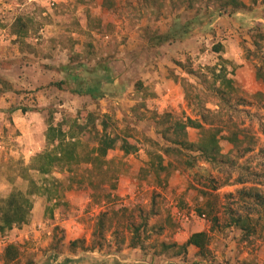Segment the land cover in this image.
I'll list each match as a JSON object with an SVG mask.
<instances>
[{"label": "rangeland", "instance_id": "rangeland-1", "mask_svg": "<svg viewBox=\"0 0 264 264\" xmlns=\"http://www.w3.org/2000/svg\"><path fill=\"white\" fill-rule=\"evenodd\" d=\"M0 1V25L9 19L13 33L18 35L16 19L27 22V34L18 35L17 40L26 52L27 64L59 72L51 83L68 76L61 70L66 59L88 68L107 65L114 76L113 82L103 85L106 95L98 100L72 93V82L63 83L61 88L49 83L16 90L23 103L17 100L13 106L43 113L47 126L44 133L49 123H63L64 129L74 120L85 125L91 113L99 128L106 124L109 131L129 135L139 146L137 152L127 155L119 146L109 151L111 171L106 176L112 173L114 180L99 187L95 186L100 179L96 175L93 186L86 181L84 185L74 183L71 188L67 172L55 169L46 175L62 181L57 196L48 200L41 193L34 194L28 221L0 231V264H264V209L244 192L249 188L264 191V179L254 174L264 168V97L254 96L257 92L264 95V81L257 78L256 58L250 53L254 49L253 28L264 26V0H244L249 9L221 15L227 19L223 24L231 33L218 31L216 17L210 25L196 27L182 41L156 47L148 43L149 32L166 30L175 15L183 20L187 11L171 9L167 1L161 0ZM230 39L235 42V60L224 55L221 41ZM179 61L197 70L224 65L232 71L237 96L249 103L236 110L225 105L223 121L246 129L245 145L250 144L251 150L238 156L232 151L233 145L222 139V153L231 159L228 164L203 160L192 168L174 164L169 174L161 172L157 176L147 165L148 151L156 148L153 141L165 144L156 131L155 113L169 112L180 119L198 117L185 99L182 79L198 88L202 85L177 64ZM154 72H159L158 79L148 83ZM0 81L4 85L1 73ZM54 87L56 95L49 92L37 96V90ZM207 106L216 108L215 102ZM90 127L91 124L83 139L91 136L88 142L93 145ZM188 134L190 140L197 141L199 130L190 127ZM46 147L45 141L42 151ZM8 148H0L5 164L0 186L10 185L6 196L14 188L26 191L27 175L42 182L40 173L26 169L37 153L27 160L22 154H10ZM85 167L78 177L86 172L82 171ZM112 183L116 187L112 188ZM104 211H108L111 224L105 246L71 249L70 242L78 238L91 244L94 225ZM239 214H249L258 223L254 233L248 235L233 224ZM145 221L147 224L142 226ZM139 225L136 233L140 234L142 248L129 245ZM201 230L210 235L206 257L193 245L179 255H175L177 248L162 245H181L193 232ZM121 239L124 243L119 244ZM9 244L17 247L18 256L6 262L4 253Z\"/></svg>", "mask_w": 264, "mask_h": 264}, {"label": "trees", "instance_id": "trees-1", "mask_svg": "<svg viewBox=\"0 0 264 264\" xmlns=\"http://www.w3.org/2000/svg\"><path fill=\"white\" fill-rule=\"evenodd\" d=\"M166 2L171 9L182 8L188 12L185 19H180L179 15H175L169 27L166 30L155 29L148 34V43L151 46H160L174 41H182L190 36L196 27L210 25L214 19L223 14H233L240 10H247L249 6L244 0H161ZM160 2V3H161ZM159 3V4H160ZM18 28L15 30L20 37L28 32L29 25L22 22V18L15 21ZM253 46L250 51L251 55L256 58V76L264 81V26L258 24L253 28ZM217 51L221 50L217 47ZM188 74H192L199 79L202 88H198L191 83H187L182 79L184 84L185 99L189 105L197 113V118L186 117L185 119L173 118L171 113H155L156 131L161 135L165 144L153 141L156 147L149 150L148 167L154 170L157 176L161 172L170 173V169L174 164L183 165L192 168L198 164L200 160L214 164H228L229 154L222 153L220 141L227 139L234 147L232 151H236L238 156H243L251 150V145H245L247 138L246 129L239 125H225L223 121L224 108L228 105L236 110L239 105H247L249 102L243 97L237 96V87L234 79L230 77L227 67L220 65V68L213 66L207 69L197 70L192 64L177 63ZM102 69V73L99 71ZM62 71H66L68 76L63 81L50 83L61 88L65 82H72V92L79 95H90L92 99H99L105 96L102 90V84L114 81L111 69L107 65H97L88 68L84 63L74 64L70 62L61 66ZM86 72L87 75L83 76ZM1 93V90H0ZM263 96V93L257 92L254 96ZM208 102H215L216 108L207 106ZM23 108V111H26ZM90 121L85 125L74 120L67 129L63 128V123H49L45 132L47 147L38 152L27 165V171H36L43 176L42 182L37 181L33 177L27 175L29 180V188L26 191L14 188L8 196L0 198V231L4 232L12 229L14 226L21 225L28 221L31 210L34 205L33 195L41 193L52 200L57 196L62 181L58 178H47L46 175L51 174L55 169L67 172L69 178V188L74 183L93 186L94 176L100 179L97 187L104 184L105 181L112 182L114 177L106 176L111 168V160L108 158L110 150L119 146L125 155L137 152L139 146L136 141L130 139L129 135H121L115 131H109L106 124L101 128L94 122V117L90 113ZM91 124L89 132H93V145L87 139H83L88 125ZM196 128L199 130L197 141L189 138L188 129ZM88 132V131H87ZM231 163V162H230ZM81 177L78 172L83 166ZM255 176L264 179V168L260 172H255ZM244 182L243 179H238ZM112 188L116 187L114 183ZM257 206L264 209V191L256 188L244 190ZM108 211L101 212L96 220L92 232L91 244H87L83 238H78L70 242V248L76 250L77 247L87 250L102 249L107 243V231L111 224L107 220ZM233 224L246 233L252 234L256 231V224L251 220L250 215L238 216L233 218ZM147 223L145 221V226ZM140 229V225L134 228V233L130 238L129 245L132 247H144L143 242L139 240L140 234L136 233ZM210 235L207 231L201 230L190 235L188 240L178 245L177 243H165L164 248H177L175 255L186 252L187 246L194 245L199 249V254L206 257L209 249ZM119 244L124 243L121 239ZM18 251L13 244L7 245L5 248L4 258L6 262L16 259Z\"/></svg>", "mask_w": 264, "mask_h": 264}, {"label": "crops", "instance_id": "crops-1", "mask_svg": "<svg viewBox=\"0 0 264 264\" xmlns=\"http://www.w3.org/2000/svg\"><path fill=\"white\" fill-rule=\"evenodd\" d=\"M246 16H250V13ZM8 20L9 19L2 20V22L5 23L0 25V73L4 77L5 85L4 86L0 81V145L4 143L9 147L10 154L12 153L16 156L22 154L25 159L29 160L32 155L42 151L46 141L44 131L47 126L43 113L31 111L29 109L23 111L22 107L13 106V103L17 102V100H22L23 98L22 96H20L19 99L17 98L18 94L16 90L26 88L29 85L32 88L46 86L59 77V75H55L59 74V72L47 68L39 69L36 68L34 64H32V66L27 64V61L25 60L27 59V57H25L26 52L23 50L21 41L17 40L18 35H15L12 31V21ZM226 20L225 17L218 16L216 18V23L218 31L222 30L228 34L231 33L232 30L228 29V27L223 24ZM232 36L235 35L232 34ZM221 42L224 44L225 48L224 55L230 60H235V42H232L231 39L229 41L222 40ZM69 62L68 59L62 61L63 65H66ZM97 65L99 64H96L95 66ZM100 72H103L102 69L99 73ZM157 74H159V72H154L152 74V79L149 80L148 83L158 79L159 76ZM112 77L114 79L113 75ZM6 81H8L9 87H7ZM104 84L105 82L102 84V90H104ZM55 90H57L55 87L51 89L49 88L48 90L42 88L37 90V96H43L44 93H47L48 95L52 93L53 96L57 94ZM52 96H50V98L54 101V97ZM86 98L93 100L90 95L86 96ZM22 103L19 101V104ZM4 144L2 148L6 147ZM2 158L3 152L0 151V175H2L5 166ZM9 186L10 185H6V187L0 186V197H6L10 189Z\"/></svg>", "mask_w": 264, "mask_h": 264}, {"label": "built area", "instance_id": "built-area-1", "mask_svg": "<svg viewBox=\"0 0 264 264\" xmlns=\"http://www.w3.org/2000/svg\"><path fill=\"white\" fill-rule=\"evenodd\" d=\"M0 147H2V145H0ZM203 216H205V215H203Z\"/></svg>", "mask_w": 264, "mask_h": 264}]
</instances>
